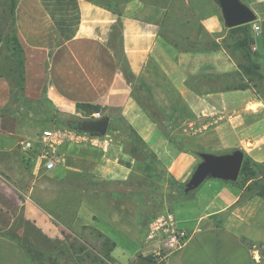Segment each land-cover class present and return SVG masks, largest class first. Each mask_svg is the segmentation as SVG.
I'll return each mask as SVG.
<instances>
[{
	"label": "crops",
	"instance_id": "1",
	"mask_svg": "<svg viewBox=\"0 0 264 264\" xmlns=\"http://www.w3.org/2000/svg\"><path fill=\"white\" fill-rule=\"evenodd\" d=\"M65 1L50 2L58 3L59 10H64ZM239 1L254 15L250 28L253 23L259 26L253 33L252 49L264 58V0ZM45 2L49 1L17 0L15 20L19 42L22 26L27 25L26 18L36 8L45 10ZM73 2L77 5L78 21L72 32L68 31L52 47L48 58L47 97L57 111L76 114L77 104H90L106 107L107 111H121L129 118L137 107L134 97L137 87L148 107L171 128H193L191 137L202 153L219 156L241 151L243 158L248 156L259 164L264 163V92L257 91L252 84H243L245 78L239 62L229 51L222 46L214 50L166 41L154 19L123 13L121 53L123 65L132 78L129 81L107 43L114 15L89 0ZM41 13L47 15V11ZM201 22L206 35H213L217 43L223 39V29L227 28L223 16H206ZM137 112L130 118L131 123L142 132V140L146 141L147 131H152L151 139H154L155 127L146 112ZM156 141L157 138L145 143L155 146L158 142L163 146L166 142ZM21 143L12 131L0 132V153H14ZM116 148L114 142L110 143L101 157L87 151L68 153L67 157L63 156L61 166L44 173L56 175L59 180L71 174L79 181L87 173L91 179L101 181L127 179L132 162L126 155H119ZM181 155L175 159L168 154L171 161L166 164L174 169L173 174L180 182H186L192 173L193 160L195 165L199 160L189 151ZM107 156L112 159L110 163L105 161ZM234 181L207 176L191 194L174 203L170 216L188 235L165 264H255L250 243L264 246V198L244 195L245 187ZM80 190L92 192L89 187ZM23 206L24 219L42 237L63 243L65 225L61 221L29 202V198ZM81 209L87 211L88 220L89 206L78 210ZM73 223L71 228H80ZM84 224L90 225L86 221ZM110 254L120 263L149 264L144 254L136 256L119 245ZM0 264L34 263L24 245L0 234Z\"/></svg>",
	"mask_w": 264,
	"mask_h": 264
},
{
	"label": "rangeland",
	"instance_id": "2",
	"mask_svg": "<svg viewBox=\"0 0 264 264\" xmlns=\"http://www.w3.org/2000/svg\"><path fill=\"white\" fill-rule=\"evenodd\" d=\"M9 1L0 0V132L12 131L23 142L34 139L46 126L77 129V125L91 118V114L80 109L76 114L60 113L47 97L48 58L52 47L76 25V3L66 0L62 7L64 10H59L58 3L48 0L44 3L45 10L41 9L47 11V15L38 8L34 13L31 11L26 18L27 25L22 26L21 52L7 43L13 32L9 27ZM89 1L109 10L115 17L107 43L122 68L125 65L121 53V20L123 13H128L157 21L159 33L166 41L214 50L224 47L238 64L250 67L248 73L241 71L245 78L243 84H252L257 91L264 92L262 66L254 65L244 55V49L235 45L237 38L243 35L242 31H230L231 27L225 24L224 37L218 43L213 35L205 34L203 18L215 14L223 16L217 0ZM134 97L137 107L128 115L129 118L126 113L107 111L106 107L99 105L95 112L110 117L106 133L91 134L86 141L68 144L63 150L64 157L77 152L101 157L114 142L116 152L126 155L132 162L127 179L95 180L86 171L84 173L87 174L79 181L71 174L62 180L44 172L34 176L23 165L21 147L14 153H0V234L24 245L34 264H125L117 262L110 254L117 245L136 256L144 254L151 257L154 264H165L167 257L178 251L167 243L172 227L169 212L175 202L185 197L182 189L186 182H180L173 174L174 169H169L167 164L171 160L167 155L176 159L183 152H191L199 160L196 165L193 160V173L203 159L202 151L195 145L193 135L191 137L192 127L188 126L187 130L171 128L161 118L151 116L137 87L134 88ZM141 111L146 112L155 127L154 139L166 140L163 146L157 141L155 146H147L145 142L154 140L151 139L152 131L145 132L144 141L142 132L131 123L135 113ZM65 122H74V127ZM111 160L109 156L105 158L107 163ZM262 182L264 178L248 181L246 185L250 184V188H245L244 195H255L261 190ZM88 187L92 190L89 194L80 190ZM28 198L29 202L43 207L53 219L65 225L63 243L47 241L24 219L23 202ZM83 206L85 209L89 206L91 214L88 220L85 219L87 211L78 210ZM84 221L90 225H85ZM73 222L80 228H71L75 224ZM250 247L254 250L255 264H264V246L250 243Z\"/></svg>",
	"mask_w": 264,
	"mask_h": 264
},
{
	"label": "water",
	"instance_id": "3",
	"mask_svg": "<svg viewBox=\"0 0 264 264\" xmlns=\"http://www.w3.org/2000/svg\"><path fill=\"white\" fill-rule=\"evenodd\" d=\"M219 3L225 24L235 27L254 21L252 11L239 0H217ZM110 122L109 115L91 117L77 125V129L90 134L104 135ZM202 161L191 174L185 191H190L199 186L207 176H217L226 180H236L243 161L241 151H235L227 155H214L202 153Z\"/></svg>",
	"mask_w": 264,
	"mask_h": 264
},
{
	"label": "built area",
	"instance_id": "4",
	"mask_svg": "<svg viewBox=\"0 0 264 264\" xmlns=\"http://www.w3.org/2000/svg\"><path fill=\"white\" fill-rule=\"evenodd\" d=\"M252 34L259 30L257 24H252ZM99 112L92 113L91 117H99ZM90 133L82 132L75 128L62 126L54 128L46 126L42 128L34 139L25 140L21 143V157L23 165L31 174L49 172L63 163V150L68 144L79 143L90 138ZM169 233L170 248L179 249L187 239V231L177 226L172 218Z\"/></svg>",
	"mask_w": 264,
	"mask_h": 264
},
{
	"label": "trees",
	"instance_id": "5",
	"mask_svg": "<svg viewBox=\"0 0 264 264\" xmlns=\"http://www.w3.org/2000/svg\"><path fill=\"white\" fill-rule=\"evenodd\" d=\"M17 4V0H10L9 1V10H10V15H11V23L9 27L12 29V35L10 38L7 39V43L11 44L12 47H15L16 49H19L22 52V47L20 45L19 39L17 37L16 33V20H15V7ZM230 31H242L243 35L238 37L235 45L239 48L244 49L245 51V56L249 57L250 60L253 62L254 65H258L257 67L262 66V69L264 70V58L260 56L257 52H255L252 49V42H253V34L252 30L250 28V23L235 26L229 28ZM240 71H243L244 73H248L251 71L250 67L248 66H243L242 64H239ZM125 72V76L129 81H132V78L130 77V73L128 71L127 67L123 68ZM77 110H83L87 114H92L95 111L99 110V105H90V104H77L76 105ZM150 109V108H149ZM150 113L152 117L159 118V116L150 109ZM71 126L74 127V122H65ZM264 163L259 164L255 161H253L250 157L244 156L241 169L239 172V175L237 179L234 181L236 185L239 187H245L246 189L250 188V184L246 183L248 181H257L258 179H263L264 178V169H263ZM188 181H186V185L182 189V193L185 194V196L191 194L194 189L190 191H185V188L187 186ZM262 188L259 192L256 193V195L261 196L264 198V182H262ZM146 261L149 262V264H154L153 260L151 257L146 256L144 258Z\"/></svg>",
	"mask_w": 264,
	"mask_h": 264
}]
</instances>
